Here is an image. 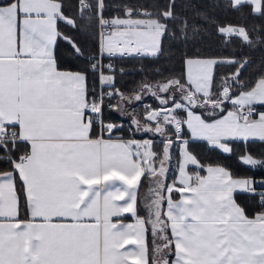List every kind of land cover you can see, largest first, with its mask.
<instances>
[{
    "label": "snow or ice",
    "instance_id": "1",
    "mask_svg": "<svg viewBox=\"0 0 264 264\" xmlns=\"http://www.w3.org/2000/svg\"><path fill=\"white\" fill-rule=\"evenodd\" d=\"M252 18L260 22L249 26ZM61 22L83 40L63 34ZM208 36L224 49L238 42L260 50L264 0H0V264H264V191L251 216L235 199L237 191L255 195L264 179L234 178L190 150V139L227 154L230 140L264 142L256 109L264 106V62L242 80L252 61L197 47ZM61 39L83 68L61 66ZM173 47L180 70L162 68L135 96L115 89V70L103 63L175 61ZM221 66L234 71L217 80ZM144 93L159 106L145 107L143 124L132 116V136L117 135L123 120L110 117L126 116L124 105ZM141 132L159 135V147L136 139ZM260 157L246 149L238 160L264 167Z\"/></svg>",
    "mask_w": 264,
    "mask_h": 264
},
{
    "label": "trees",
    "instance_id": "2",
    "mask_svg": "<svg viewBox=\"0 0 264 264\" xmlns=\"http://www.w3.org/2000/svg\"><path fill=\"white\" fill-rule=\"evenodd\" d=\"M151 2V0H149ZM66 3H74V0H66ZM69 15H75L74 11H69ZM221 18L232 20L233 22L236 21V16L234 14H225L221 13ZM260 21L259 19L252 18L247 21L248 25L251 26L252 24H258ZM61 32L69 37H74L78 40H83V36L81 33L74 31L71 27L67 24L61 22L60 24ZM216 38L213 36H208L207 39L202 41V45H197V47H209L213 50V54L220 57H232L233 53L237 54V58L246 57L250 59L252 63L244 69V73L241 77L242 80H249L255 78V71L259 68L264 62V46H261L260 50H252L247 47H240L238 42H233L230 44L226 49L215 42ZM91 43V41H90ZM172 43L168 39L164 40L165 47L167 48L169 44ZM172 51L176 54L177 59L175 61L168 60L166 58H150V57H105L103 63H111L114 68V81H115V88L119 89L124 94H130L132 91H136L135 93H140L141 85L145 81L155 84L158 80L161 79L160 76L155 75V73L159 72L162 68H172L175 65L177 71L180 70L181 65L179 63V55L180 52L172 48ZM57 56L60 59L61 66L63 68H70L72 70H76L77 67L83 68L84 64L81 60L75 58L72 54L71 47L66 44L63 40H59V44H57ZM232 70L231 68L228 69L227 66H221L217 69V80L220 79L221 75H225L230 73ZM167 75V73H164ZM95 83L92 76H89V84L92 86ZM150 95L144 93L143 96ZM147 98V97H146ZM145 98V99H146ZM107 101V99H106ZM149 101V100H148ZM152 107L154 103L151 102L150 104ZM126 109V107H125ZM107 114V109L105 110ZM131 114H127L126 116H120L118 113H113L110 119L115 123H121L123 120L124 123V131L121 135H127L129 130V121L131 120ZM154 137H159L155 135ZM231 144H235L232 153L235 155L243 153L246 149L250 151L251 144H260L259 142H241L235 141ZM234 146V145H233ZM190 150L194 152L198 158L204 164H212V163H223L228 166V168L234 172L233 170L239 168L240 166L237 161L235 160L234 155H225L214 149L213 147H209L204 141L202 140H190ZM233 165L236 167L233 168ZM7 165L1 164L0 169L6 168ZM258 176L261 175V172L257 173ZM258 208V206H257ZM143 212V211H142ZM141 212V213H142ZM150 234H149V243L150 241Z\"/></svg>",
    "mask_w": 264,
    "mask_h": 264
},
{
    "label": "crops",
    "instance_id": "3",
    "mask_svg": "<svg viewBox=\"0 0 264 264\" xmlns=\"http://www.w3.org/2000/svg\"><path fill=\"white\" fill-rule=\"evenodd\" d=\"M59 28H60V25H59ZM61 31V29H60ZM62 40V39H61ZM64 41V40H63ZM58 44H59V41H58ZM56 53H57V47H56ZM224 58H228V57H224ZM105 65H107V63H104ZM108 88H105V91H107ZM259 109L257 112L259 111H264V106H261V105H256ZM227 107H231V105H227L226 106V110H227ZM129 132V130H128ZM128 135H124L125 138H129L130 136H132V133H127ZM138 134L140 133H136L135 134V138L138 139V140H143V139H153L156 141V146H159V141H160V137H139ZM184 134L186 137H190V133L188 132V130L185 128L184 130ZM117 135H121V133H117ZM153 134H151L152 136ZM158 136V135H157ZM190 140H199V139H190ZM203 141V140H202ZM235 141H241V142H246L242 139H239V140H230L228 143H229V146L233 149L235 147V144H231L232 142H235ZM250 142H259L260 144H251L250 146V151L251 153L254 154V157L257 158V159H260V153H264V142H260L259 140H256V139H250L248 140ZM206 144L207 142L204 141ZM208 145V144H207ZM234 145V146H233ZM209 147H213V146H210L208 145ZM214 149H216L215 147H213ZM217 151H219L220 153L222 154H225V155H234L235 156V160L237 161V163L240 165L238 166L239 168H235L232 172L230 169V171L232 172L234 178H251V179H254L256 181H260L261 179H264V167L262 166H257V167H253V166H247V165H244L242 163L239 162L238 160V156H240L241 154H238V155H235L233 153L231 154H227V153H223L221 150L219 149H216ZM178 152V151H177ZM178 155V153H177ZM205 165H208V164H205ZM1 166V164H0ZM236 167L235 165H233V168ZM3 169V168H2ZM177 168L175 166V170L173 172V176L172 178L170 179V181H168L169 183L172 182V180L175 178V174L177 172ZM261 172V175L258 176L257 173ZM201 174H204V173H201ZM258 186H260L258 183L254 185L255 189H256V194L253 195L251 193H247V192H241V191H237L235 193V199L237 200V202L244 208L247 209L248 211V214L251 216L253 215L254 213L258 212L261 210L260 208V205L257 201V188ZM142 189V188H141ZM141 189H140V194H141ZM144 193V192H143ZM178 198V197H177ZM258 206V208H257ZM143 215V213H141ZM125 222H131V217H127ZM151 237V236H150ZM150 241H151V238H150Z\"/></svg>",
    "mask_w": 264,
    "mask_h": 264
},
{
    "label": "rangeland",
    "instance_id": "4",
    "mask_svg": "<svg viewBox=\"0 0 264 264\" xmlns=\"http://www.w3.org/2000/svg\"><path fill=\"white\" fill-rule=\"evenodd\" d=\"M227 68L230 69L229 67H227ZM231 70L234 71V69H231ZM135 92L136 91H134V92L132 91L130 94H125V95L126 96H135L136 94H138V92L137 93H135ZM118 99L119 98L116 97V98L111 99L110 101L107 100L106 103H112V104L115 105L117 103ZM151 102L154 103L153 107L150 105ZM146 106H150V108H157L159 106V104H158V101L156 99H154L151 95H145V96H143L142 102H136L135 100H133L131 105L125 104L124 108L126 107V113L128 115L131 114V116H133V115L137 116V118L141 119V123L143 124L144 121H143L142 117L145 115V107ZM128 133H130V132H128ZM151 134L152 133H143V132H141L140 134H138V136L139 137H147V138L148 137L149 138L150 137H154V135L151 136ZM157 147H159V146H157ZM177 151L178 150H175L174 153H173V159H172V162H171V167L169 168V172H168V181H170V179L172 178L173 172L175 170L176 160H177V156H178L177 155V153H178ZM149 183H150L149 178L145 177L144 180H143V186L141 187L142 188L141 189V196H143L147 192L148 187H149ZM142 213H143V215H145L144 212H142Z\"/></svg>",
    "mask_w": 264,
    "mask_h": 264
},
{
    "label": "built area",
    "instance_id": "5",
    "mask_svg": "<svg viewBox=\"0 0 264 264\" xmlns=\"http://www.w3.org/2000/svg\"><path fill=\"white\" fill-rule=\"evenodd\" d=\"M256 109H257V111H258L259 108L256 106ZM257 190H258V192H257V201H258V203H259V205H260V208H261V198H260L259 193H260L261 191H264V188H262L261 186H258Z\"/></svg>",
    "mask_w": 264,
    "mask_h": 264
}]
</instances>
